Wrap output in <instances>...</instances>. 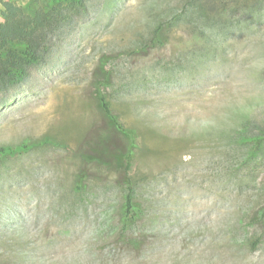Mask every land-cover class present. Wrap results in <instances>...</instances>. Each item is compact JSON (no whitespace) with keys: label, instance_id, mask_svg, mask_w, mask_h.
<instances>
[{"label":"rangeland","instance_id":"374dc122","mask_svg":"<svg viewBox=\"0 0 264 264\" xmlns=\"http://www.w3.org/2000/svg\"><path fill=\"white\" fill-rule=\"evenodd\" d=\"M26 8L33 0H0ZM60 52L0 94V264H264V0H94ZM166 26V44L140 52ZM137 134L143 220L123 238ZM81 183V188L78 184ZM142 243L134 247L129 239Z\"/></svg>","mask_w":264,"mask_h":264},{"label":"trees","instance_id":"16d2710c","mask_svg":"<svg viewBox=\"0 0 264 264\" xmlns=\"http://www.w3.org/2000/svg\"><path fill=\"white\" fill-rule=\"evenodd\" d=\"M94 0H33L26 8L17 7L14 3L4 4L3 22L0 23V94H8L26 82L33 70L48 60L56 57L61 48L63 38L77 32L83 20L92 13ZM169 23H161L154 30L150 43L140 52L164 46L165 30ZM104 78L98 81L97 98L99 107L113 130L128 141V149L116 153L108 149L96 150L88 161L99 164H116L124 170L126 176L127 195L121 212V231L123 238L134 232V228L143 220L145 208L136 197L133 180L130 177L136 158L137 134L126 127L114 113L105 89L112 84L111 73L105 70L106 60H101ZM259 132L250 138L255 144L264 142V124ZM21 148L0 150L4 154H15ZM81 188V183L78 184ZM134 247L142 243L129 239Z\"/></svg>","mask_w":264,"mask_h":264}]
</instances>
